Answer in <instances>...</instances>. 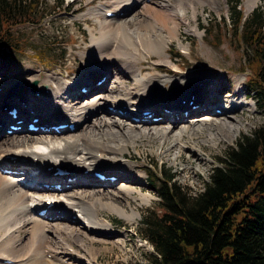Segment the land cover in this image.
<instances>
[{"label": "bare ground", "instance_id": "obj_1", "mask_svg": "<svg viewBox=\"0 0 264 264\" xmlns=\"http://www.w3.org/2000/svg\"><path fill=\"white\" fill-rule=\"evenodd\" d=\"M225 1L88 0L95 5L80 18L85 22L95 20L98 29L90 33V50L82 55L83 64L78 75L71 79L52 74L42 78L40 73L25 68L9 77L0 76V143L3 142L0 145V264H96L95 257L100 249L93 244L106 242L112 231L109 220L97 218L96 211L106 208L132 220L137 212L127 215L117 204L119 195L127 207H130L128 199L134 198L133 193L137 192L143 202L148 200L144 194L151 195L140 188L142 173L132 170V158L124 156L128 148L135 146L121 135L128 134L131 140L143 137L149 143L156 142L158 149L166 147V151H173L172 161L176 162L183 147L193 144L196 136L204 135L205 128L207 131L212 127L224 129L227 121L234 118L231 112L254 110L255 102L247 98L238 80L232 91H226L217 99L213 92L227 86L223 77L218 79L193 70L176 73L182 66L172 59L171 51L168 54L173 40L187 50L181 45L180 27L186 26V33L198 34V8L203 12V7L208 6L217 11ZM257 2L246 0L247 11ZM136 10H141L147 21L135 15ZM108 12L112 13L111 17L106 16ZM151 55L163 59L151 65L141 62ZM163 65L168 68L159 70ZM101 78L104 81L97 85ZM109 81L111 88L103 94ZM32 83L37 84L34 92ZM81 87L89 88L87 94L78 91ZM196 88L200 89L193 92ZM96 91L100 92L93 94ZM85 95L91 96L79 101ZM186 97L187 104L181 103L178 107H173V102V105L151 106L155 101L171 98L175 102ZM189 100L193 104L188 105ZM107 105L114 109L108 110V114L123 120L111 122L113 118L100 115L92 120V128L81 133L87 128L89 116L97 115ZM8 106L17 111L15 117L8 114L5 109ZM146 111L152 112V116L144 115ZM182 111L188 114L185 116ZM201 113L209 118L187 123V118ZM216 117L225 120L216 122L213 120ZM33 119L37 124H33ZM179 121L182 123L174 133ZM64 123L74 124L73 128L55 131L51 127ZM30 124L38 127L37 130H30ZM126 125L166 126L142 132ZM239 126L236 122L232 139L237 136ZM230 128L222 130L223 135L228 134L225 130ZM21 131L27 132V136L39 135L19 137ZM194 149L193 145L189 148ZM48 167L53 168L52 172L46 171ZM58 167L64 174H53ZM16 169L23 173H8ZM97 173L116 177V181L100 180ZM71 187H76L75 193L69 191ZM47 202L54 204L49 206ZM41 210H45L44 216L39 215ZM61 217L78 222V225L71 227L55 221ZM21 231L26 234L22 236ZM76 237L80 238L77 245L86 258L78 253L76 244L72 247ZM116 240L122 241L113 238L112 242Z\"/></svg>", "mask_w": 264, "mask_h": 264}, {"label": "rangeland", "instance_id": "obj_2", "mask_svg": "<svg viewBox=\"0 0 264 264\" xmlns=\"http://www.w3.org/2000/svg\"><path fill=\"white\" fill-rule=\"evenodd\" d=\"M43 1L45 3L46 10H44V13L41 15L42 20L40 24L35 26L22 25L15 28V35H17L19 38L21 37L23 42L19 46L14 44L11 50L3 48L0 49L1 77H9L10 75H15L14 72L17 73L25 68H29L33 70V72L35 71L37 73H40L42 78H45L47 75L52 74L71 79L80 73L81 65L83 64L82 55L88 53V51L90 50V33L96 32V30L98 29V25L95 24V20L85 22L80 17L95 4H89L88 0H63L64 6L57 9L54 0ZM231 1L232 0H226V3L221 2L220 9L217 11L208 6L203 7V12L200 10V8H198V34L196 35L192 33H186V26L180 27L181 33L179 37L182 41L181 45L187 50L181 49L179 41L173 40L169 44L168 54L170 55L171 51L172 59L176 64L182 66L181 70L175 71L176 73H182V70L185 72L193 70L195 73L208 74L218 79L223 77V79H225V85L227 86L225 87V89L219 90V96L225 95L226 91H232L236 86L235 81L238 80L239 85L242 88V91L244 90V92L246 93L247 98L255 102L256 106L254 110L248 112L249 110L243 111L247 110L243 109L242 111H240L241 113L238 111L231 112L230 115L234 118L227 121L228 124L224 126V129L227 127H231L230 129L225 130H228V134L223 135L224 132L222 130L224 129L220 127H212L211 129H208V131L207 128H205L203 132L204 135L196 136L192 140L193 144L188 145L187 148L183 147L180 156L176 159V162L172 161L173 151H166V147L158 149V144L156 142L149 143L150 141L146 140L143 137H139L136 140L132 138L133 140H131L128 138V134L121 135V137L123 139H126V141H132L133 145L135 146V148H128V151L124 153V156L127 158H129L130 156L132 158V160H130V162L134 164V169L133 165H131L132 170L134 172L138 171L142 173V185L140 188H142L147 193H150L151 195L144 194L148 200L146 202H143L138 198L137 192L133 193L132 196L134 198H127L130 203V207H127L124 204V199L119 195L117 204L120 208L126 210L127 215H131V212H137L139 214V217H137L138 215L136 213V216H133L132 220H128L126 217L114 211L113 213L110 209L99 208L96 211V214L98 215V217L96 216L97 218H106L112 225L111 235L106 238V242H100L96 244V246L93 244L94 248H97L98 250L100 249L95 257V259L97 258L96 264L148 263V256L150 254H153L154 250L152 245L140 236L139 230L141 228L140 221L142 219V216L146 215L150 211L155 210L158 207L159 199L149 187V182L152 181L157 167H159L160 169L173 170L176 176L175 179L178 184L189 188L191 192H199L202 190L203 183L208 181V177L212 168L217 166L218 159L223 154L224 149L227 146H233L239 135L243 133H249L254 128L263 123L264 117L261 111L257 109L258 102L256 101V96L253 94V92H251V90L253 89L252 86L255 85L250 86V80L252 79L251 72L248 70L250 65L246 59L244 51L236 41V38L233 37V33L228 27V18L230 13L229 7L231 5ZM237 1L239 2V7L242 9L245 15H248L254 9L261 8L262 11H264V0H258L256 6L250 11H247L245 5L246 0ZM135 15L142 16V11L136 10ZM128 18L129 16H127V19ZM146 18L143 19L146 20ZM36 57L41 60L36 59ZM159 58L163 59L162 57L151 55L150 58L147 59V61L142 60L141 62L151 65ZM85 63L86 60L84 64ZM165 67L167 66L163 65L159 68V70H166L168 68ZM115 72V70L111 71L112 74H115ZM124 81L125 83L129 82L128 80ZM106 87L107 89L105 90V92H103V94L108 93V90L111 88L110 81L107 83ZM81 88H79L78 91L81 92ZM198 89L200 88H196L192 91L194 92ZM85 90L88 92L89 88H85ZM98 92L100 91H96L93 94ZM229 95H231V92ZM90 96L91 95H85L84 97H81L79 101H85ZM165 100L152 102L151 106H155V108L159 107L161 104H165ZM186 100H183V102H185ZM181 102L176 100V103L173 104H175L174 106H178ZM11 108V106L7 107L8 110H10ZM108 110H110V108L107 105L103 109H101L100 113H98L97 115L89 116V119L86 123L88 124L87 128L82 130L81 133H84V131H86L88 128H92L94 126L92 125V120L96 119V117L100 115L101 117L106 116V118H113L111 122L117 123V121L115 120H123V118H121L120 116L108 114ZM164 111L168 112V110ZM185 112L187 114V111H182L181 113L185 114ZM148 113L150 112L148 111ZM240 116L241 118H238ZM207 117L209 118V116L205 113H201L200 115H193L187 118V123L190 124L192 121H195V119H203ZM99 119L101 118L99 117ZM213 120H215L216 122H220L223 120L222 122H220L223 123L225 119H219V117H216L213 118ZM236 122L238 125H240L239 132L237 136L232 139ZM181 123L182 122L179 121V125L177 124L175 126L178 127L174 129V133L178 132ZM126 126L131 128H133L134 126L135 131L139 130L145 132V130L147 131V129L159 126L162 127L166 125ZM32 135L35 136H27V132L25 131H21L18 133L19 137L30 138H36L39 133H34ZM185 135L186 134L183 133L182 137H185ZM155 140L157 141V139ZM0 145H3V142H1ZM192 145L195 149L189 150ZM194 152L196 156L192 157ZM75 188L76 187H71L69 191H73L75 190ZM135 190L139 191L138 188H136ZM73 193L75 192L73 191ZM70 217L73 219L72 216ZM55 221L61 222L63 224H69L71 225V227L78 225V222L68 219L67 217H61L60 220ZM63 228H65V226ZM25 234L26 232L21 231L22 236H24ZM76 238L77 242L73 241L72 247L74 248V245L76 244L75 246L78 249V253H81L82 257L86 258L83 250L79 249V246L77 245L79 244L80 238ZM113 238L122 240L124 242L118 240H116L117 242H112ZM82 243L84 244V241Z\"/></svg>", "mask_w": 264, "mask_h": 264}, {"label": "trees", "instance_id": "obj_3", "mask_svg": "<svg viewBox=\"0 0 264 264\" xmlns=\"http://www.w3.org/2000/svg\"><path fill=\"white\" fill-rule=\"evenodd\" d=\"M229 8L228 27L250 65L264 117V11L245 15L237 0ZM44 10L43 0H0V49L19 46L14 29L40 24ZM175 178L157 167L149 182L159 202L140 221V236L154 250L147 264H264V121L224 149L201 191Z\"/></svg>", "mask_w": 264, "mask_h": 264}, {"label": "water", "instance_id": "obj_4", "mask_svg": "<svg viewBox=\"0 0 264 264\" xmlns=\"http://www.w3.org/2000/svg\"><path fill=\"white\" fill-rule=\"evenodd\" d=\"M36 89V83H32V85H31V90H35Z\"/></svg>", "mask_w": 264, "mask_h": 264}]
</instances>
